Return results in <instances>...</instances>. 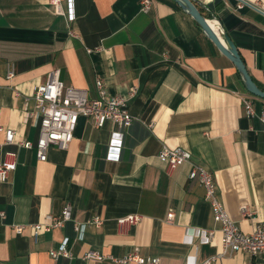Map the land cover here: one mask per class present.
I'll return each instance as SVG.
<instances>
[{
    "label": "crops",
    "instance_id": "obj_1",
    "mask_svg": "<svg viewBox=\"0 0 264 264\" xmlns=\"http://www.w3.org/2000/svg\"><path fill=\"white\" fill-rule=\"evenodd\" d=\"M194 1L227 31L264 89V14L255 7L237 10L234 0ZM249 1L264 10V0ZM61 5L59 14L50 0H0V126L14 129L17 142L36 143L34 91L55 69L91 99L102 79L109 94L128 98L135 119L117 141L113 123L98 127L81 116L68 148L51 146L46 160L35 147H4L18 152V165L0 181V210L6 212L0 216V264H120L84 260L89 249L115 257L136 251L163 264H201L222 253L205 187L189 179V165L167 170L159 159L163 145L185 148L207 166L231 217L252 232L264 221V124L246 116L242 97L253 98L257 113L264 99L247 91L233 61L173 0H153L147 11L141 0ZM67 203L72 220L35 235L33 225L59 215ZM243 205L251 216H243ZM130 214L141 215L139 222L122 227L118 220ZM209 229H215L211 240ZM65 241L73 257L55 261L50 250ZM216 264H264V255L238 251Z\"/></svg>",
    "mask_w": 264,
    "mask_h": 264
},
{
    "label": "built area",
    "instance_id": "obj_2",
    "mask_svg": "<svg viewBox=\"0 0 264 264\" xmlns=\"http://www.w3.org/2000/svg\"><path fill=\"white\" fill-rule=\"evenodd\" d=\"M235 8L242 9L245 7H255L264 14L260 9L249 0H234ZM63 0H50L51 5L57 13H63ZM153 0H141V8L145 11L151 9ZM60 69L51 71L47 80L38 85L34 91V99L40 119V133L36 143L32 141L17 142L16 131L12 128L4 129L0 126V131H5V140L0 143V150L6 145L19 144L26 149L36 148L40 160L47 159L48 149L56 145L61 149L68 148L73 140L74 132L81 116L90 117L95 121L98 127H103L107 122L113 123L119 130L113 131L114 138L118 141L122 138V129L130 126L135 117L129 110L128 98L121 95L109 94L105 82L98 78L96 86L98 90L97 98H89L85 89L67 86L60 78ZM14 68L8 72V78L14 76ZM131 91L130 97L135 94ZM245 114L248 118L258 117L264 124V110L257 113L254 100L251 96L242 97ZM1 115V110H0ZM153 124H149L152 126ZM4 157L0 161V181H6L11 171L15 170L18 165V152L13 150H3ZM159 159L164 163L169 171H173L183 165H189V179L196 180L205 187L206 199L210 201L213 218L219 223V230L222 234L223 251L220 254L209 257L201 264H216V262L226 255L234 252L243 251L253 256L264 255V221L260 222L252 232L243 231L237 222L231 217L223 202L220 199L219 188L211 170L192 159V153L185 148H169L163 145ZM242 214L245 217L253 213L247 205L241 207ZM0 216L6 218V212L0 210ZM73 208L67 203L59 215L48 214L45 221L35 223L33 231L35 235L41 232H51L55 227L63 226L67 221L72 220ZM175 213L171 211L168 214L169 221H173ZM141 218L139 214H130L121 217L118 222L122 227L137 224ZM97 220V223H100ZM81 225L75 226L77 231ZM17 232L22 231V225L16 226ZM207 238L211 240L215 229H209ZM51 257L57 261L61 257L72 258V252L67 241L60 247L50 250ZM84 260L95 259L98 261L110 260L120 264H129L137 262L138 264H163L160 257L143 256L133 251L123 257L105 255L98 250L89 249L82 254Z\"/></svg>",
    "mask_w": 264,
    "mask_h": 264
},
{
    "label": "water",
    "instance_id": "obj_3",
    "mask_svg": "<svg viewBox=\"0 0 264 264\" xmlns=\"http://www.w3.org/2000/svg\"><path fill=\"white\" fill-rule=\"evenodd\" d=\"M173 1H175L186 13L191 15L219 50L233 61L247 91L254 96L264 99V89H262L252 78L237 45L223 26L219 25V27H216L212 24L194 0Z\"/></svg>",
    "mask_w": 264,
    "mask_h": 264
}]
</instances>
